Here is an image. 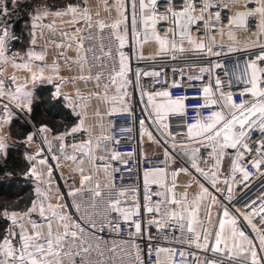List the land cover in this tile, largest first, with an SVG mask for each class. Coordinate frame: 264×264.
<instances>
[{"label":"snow or ice","instance_id":"obj_1","mask_svg":"<svg viewBox=\"0 0 264 264\" xmlns=\"http://www.w3.org/2000/svg\"><path fill=\"white\" fill-rule=\"evenodd\" d=\"M102 2L108 17L102 16L99 8L93 11L87 0H62L63 7L59 8L47 3L34 7L28 13L29 47L21 55L9 53L8 49L9 42L14 39L9 31L8 3L15 9L19 0H0V107L4 110L0 115L8 113L13 102L21 111L32 112L33 91L20 85L15 74L5 77L8 67L26 70L33 84L59 81L54 87L53 100H73L78 108L85 107L81 103L85 99L105 105L103 112L99 108L95 112L100 124L86 126L87 117L76 113L80 117L78 123L53 136L64 159L77 165L78 180L74 176L70 179L79 186L71 187L67 192L70 203H65L58 187L52 186V166L47 165V160L38 161L41 166L47 165L46 169L32 165L25 173L26 177L31 176L47 187L44 191L39 187L36 189L37 200L27 210L0 212V216L12 225L0 239V264H144L136 238L153 239L150 234L145 237L144 212L149 216L147 223L162 231L177 224L182 233L186 229L190 235L182 238L180 243L227 256L237 264H264V197L259 198V204L255 200L246 204V212L230 210L225 203L234 199L235 187H246V182L253 176L245 163L256 174L264 175V43L259 42V36L264 35V0H243V10H239L241 0H229L224 4L225 8L229 5L238 7L227 21V35L231 41L227 45L216 40L217 35L223 37L225 34L222 26L217 27L221 21L220 12L212 11L219 0H162L163 11L157 8L161 0ZM249 18L255 20L256 39L242 45L235 31L247 30ZM161 22L170 25L163 29V34L156 27ZM104 30H107L110 43L100 45L98 52L92 42L96 34ZM130 30H135L139 60L165 56L176 60L186 51L197 52L208 59L259 48L260 52L236 77L245 85L239 92L243 98L237 101L231 91L225 90L232 85L221 61L209 60V66L201 67L196 75H189L183 68L171 69V74L164 76L162 71L133 69L130 57L124 51ZM193 30L199 35H194ZM149 42L155 43L157 48L154 54L145 56L143 48ZM50 46L57 52L53 62L48 64ZM69 51H74L75 56H69ZM60 61H64L63 68L69 73H73L75 66V74L62 76ZM46 70L52 74L45 76ZM216 70H220V75ZM205 74L209 81L198 89L200 95L173 97L171 89H181L182 81H203ZM145 77L151 78L152 90L145 91L140 85L147 115L139 120V124L148 139L160 147L163 167L153 164L143 171L145 192L141 198L135 186L121 184L117 187L120 181L115 173L120 172V168H113L112 162H119L127 169L128 158L133 153H121L112 147L119 145L120 140L106 134L102 121L105 116L112 115H126L135 121L129 88L133 81L139 83ZM6 81L10 82L7 90ZM64 84L91 85V88L85 96L79 87L70 93L63 92L61 85ZM161 84L164 89L156 90L155 85ZM189 87L195 85L189 84ZM188 99L199 101L191 109L196 115L191 118L192 122L182 125L184 132L173 134L169 117H187ZM202 112L207 114L202 115ZM146 120L152 121L162 139L153 135ZM97 127L100 131L94 135L93 130ZM39 132L47 133L51 129L42 126ZM79 133H84L86 138L78 143L67 139ZM33 135L35 133L27 135L26 143L32 142ZM44 140L47 141L46 136ZM47 142L51 144V141ZM6 147L5 137L0 136V154H4ZM41 151L43 149L28 159L35 160ZM53 159L59 158L54 156ZM225 159L227 167L223 165ZM85 160L90 165L87 172ZM101 173L105 181L103 188ZM125 175L127 173L120 174L121 181ZM181 175L187 177L183 185L178 183ZM153 185L157 191H153ZM181 186L184 190L178 192ZM192 188L195 191L190 193ZM85 193H89L87 199ZM142 199H146V205ZM52 200L58 202L52 203ZM213 207L217 208L218 218L210 230L206 224L211 222ZM202 210L203 219L200 218ZM33 214L38 220L32 218ZM253 214L258 217L256 222L251 219ZM240 218L245 219L258 235L247 234L239 225ZM105 234H114L120 238V243L106 239ZM161 253L168 254V264H175L176 252L164 248L155 249L156 264H161ZM144 255L150 256L152 251ZM193 255V264H201L199 256ZM179 256L183 264L187 253L180 251ZM205 264H222V261L206 259Z\"/></svg>","mask_w":264,"mask_h":264},{"label":"built area","instance_id":"obj_2","mask_svg":"<svg viewBox=\"0 0 264 264\" xmlns=\"http://www.w3.org/2000/svg\"><path fill=\"white\" fill-rule=\"evenodd\" d=\"M109 4L112 3V0H108ZM161 3H158L157 8L160 11H163V8L161 7ZM229 3V0H219L218 6L212 11H219L221 14V21L220 24L217 25V27H223L224 28V35L221 37L220 35L216 36L217 42H223L225 45L230 44L231 41L229 40V37L227 35L228 32V26L227 21L232 17V15L238 10V7H233L229 5L228 8L224 7V4ZM252 5H249L251 7ZM173 7H175V4H173ZM138 8V5H137ZM239 10H243V0H241V4L239 6ZM108 13L102 14L104 17H108ZM115 14L113 13V16ZM138 27L139 20H138ZM170 27V25H165L163 22L157 24V31H160L161 34H163V29L165 27ZM256 23L253 18H249L248 23V29L247 30H236L235 35L237 40L240 42V44H245L252 42L256 39L253 29L256 28ZM194 35H199L198 33L193 30ZM251 35L254 38L251 39ZM203 39V37H201ZM264 41V35L259 36V42ZM97 46V51L99 52V46L105 45L107 46L110 41L107 36V30H104L103 33H97L96 39L93 41ZM264 43V42H263ZM124 51L129 55L131 60V65L133 69L138 70H145V71H162V76L165 74H171V69H179L183 68L186 73L189 75H196L199 73V69L201 67H208L209 66V60L210 61H221L225 64L227 71H228V79L231 80V88L225 89L226 91H231L235 99L237 101L241 100L243 97L239 95L240 90L245 87L243 82L241 80H238L236 77L241 75L245 67L248 63V61L255 57L256 54L260 52V49L257 47L249 48L247 51H236L233 53H230L227 56L224 57H209L208 59H205L202 55H200L197 52L194 51H186L183 54H179L178 58L176 60H171L169 57H156L152 60H139L136 58L137 56V43H136V37H135V30H130L127 46L125 47ZM154 54V53H152ZM151 54V55H152ZM216 74L220 75V70H216ZM171 78L175 79L177 77L172 76ZM186 79V78H185ZM150 80L151 78L145 77L142 78V80L137 83L133 81V85L129 88V92L131 95V103L132 108L135 113V121L126 115H112L108 117V124L110 127V133L109 135L114 136V138L120 140L119 145H112L116 150H118L121 153H128L131 152L133 155L128 158L129 163L127 169L124 168L119 164V162H112L113 168L119 167L120 172L115 173L117 181H120V183L117 184V187L124 186V187H137L138 194L143 198V194L145 192V185L143 181V171L146 170L148 167H151L153 164L163 167L161 164L162 160V152L160 147L157 144L152 143L151 141H148L151 144H154L158 147L161 153L158 154H150L146 155L144 151V133L145 129L140 126L139 120H142L145 118L147 113L144 111L145 103L144 99L141 98L140 95V85L142 84L145 88V91H151L152 87L150 86ZM209 81V77L207 74L204 76L203 81H189L187 83L181 82L183 84V87L181 89H171L173 97L176 96H187V97H194L198 96L201 93L198 91L199 88H201L204 84H206ZM189 84L195 85V87H189ZM164 85H155L156 90H163ZM189 111L187 114V117H181L178 115H173L169 117V122L172 126V132L173 134L177 132H184L185 129L182 127L185 123L192 122L193 117H195L196 113L191 111L192 107L199 103L197 100L188 99L186 101ZM202 115H206V112H202ZM145 124L149 126V130L153 131V135L160 137L159 132L155 129L154 124L150 120H146ZM131 129L130 132L124 131V129ZM84 133H79L74 135L73 137L67 138L68 140H71L72 142L78 143L82 139H85ZM179 139V137H178ZM169 143H171L169 141ZM45 147V148H44ZM44 159L47 160V165L52 166V172L56 174V176L59 179L63 194L65 196V199L67 200V203L71 202V197L67 195V192L71 189V187L79 186L77 184H73L72 180L70 179L71 172L68 166H66L63 163H60L57 159H53L54 154L46 148L44 144H42ZM204 150L202 149V152ZM181 160H183L182 157H180ZM47 165L43 166L45 169L47 168ZM59 165V167H57ZM175 167V165H173ZM245 166L248 168L250 172H253V176L250 178L248 182H246L247 186H240L235 187L234 189V199L231 202L225 201V203L228 205L230 210L238 209L240 212H246L248 209H246L245 205L250 204L253 200L257 201V204H259L260 200L259 198L264 197V175H259L255 173V170L245 163ZM131 170V171H129ZM121 173H127V175L124 176L123 180L121 181L120 174ZM179 178H182L183 181L180 182ZM187 179L186 176L181 175L178 177V183L183 185V182ZM239 179V177H238ZM103 188V186H102ZM153 191H157L156 186H152ZM184 188L181 186L177 189L178 192H182ZM89 193H85V199H87ZM155 199V197H154ZM141 202L143 204H147L146 199H142ZM255 206V205H254ZM71 211H74L70 209ZM144 219H145V237H147L149 234L153 237V239L148 240L144 237H137L136 238V244L139 245V248L141 249V259L144 261V264H156L157 257L155 255V249L157 248H164V249H172L176 252V255L174 257L175 264H182L181 258L179 256L180 251H184L187 253V260L183 262V264H193L194 262V255L198 256L199 253H203L205 255V261L207 260H215L217 262H221L222 264H237L236 260L230 259L227 256H222L219 254H212V252H203L202 249H196L194 246L188 245L187 243H180V240L182 238H186L187 235H190L186 232V229L184 232H181L180 226L177 224L171 229L161 230L158 227L154 225H150L147 223L148 221V213L144 212ZM251 219L253 222H256L258 217L253 214L251 216ZM239 225L240 227L250 236H257L258 234L256 232H253L251 229V226L247 224L246 220L243 218L239 219ZM259 226V225H258ZM121 235H125L122 233ZM175 237V238H173ZM106 239H114L117 243H120V238L116 237L114 234H105ZM34 244L35 241H32ZM149 250L152 251V255L146 256L144 255L145 252H148Z\"/></svg>","mask_w":264,"mask_h":264},{"label":"trees","instance_id":"obj_3","mask_svg":"<svg viewBox=\"0 0 264 264\" xmlns=\"http://www.w3.org/2000/svg\"><path fill=\"white\" fill-rule=\"evenodd\" d=\"M41 3L53 7H63L62 0H19L18 7L9 9V31L13 37L20 39L16 43V51H26L29 47V17L28 13ZM53 86H38L34 90L32 112L13 119L9 128V139L12 144L7 149V157L0 160V212L3 210L23 212L35 199V180L25 176L30 168L26 158L27 148L23 141L27 135L36 133L42 126L51 129L53 135H58L75 126L79 118L69 108L66 100H53ZM10 173V176L5 175ZM11 222L0 216V239H2Z\"/></svg>","mask_w":264,"mask_h":264},{"label":"crops","instance_id":"obj_4","mask_svg":"<svg viewBox=\"0 0 264 264\" xmlns=\"http://www.w3.org/2000/svg\"><path fill=\"white\" fill-rule=\"evenodd\" d=\"M87 3L89 5V7L92 8L93 11H95L97 8H99L100 11H101V15L107 13V12L103 11V2H102V0H87ZM147 14L148 13L146 12L145 15H147ZM19 41H20V39H17V38L14 37V39H12L9 42V45H8L9 53L19 52L21 55L24 54V51H22V52L21 51H16V49H15L16 48V43H18ZM39 43L43 44V41H40ZM185 47H187V45H185ZM156 48H157V46L153 42L145 44L144 48H143V54L145 56H149L152 53H155ZM56 52H57V50L55 48H53L51 46L49 47V54H48L46 63L51 64L53 62V60L55 59V53ZM68 55L69 56H75V52L74 51H69ZM136 58H137V56H136ZM60 64H61V72H60V74L62 76H68L70 74H75V66H73V73H69L68 71H66L63 68L64 61H60ZM12 74H15L17 76L18 83L20 85H26L27 89L32 90L33 93H34V90L40 85L41 86L50 85V86L55 87V85L57 83H59V81L54 79L51 83L45 81L43 83L33 84L31 79H30V74L26 70H23V69L15 70V69H13L11 67L7 68V70L4 73V76L7 77V76L12 75ZM51 74L52 73H51L50 70H46L45 71V76H48V75H51ZM9 83L10 82L6 81V90H7V85ZM77 87L81 88V90L84 93V95L87 96V93H88L89 89L91 88V85L85 86V85H82V84H76V85L64 84V85H61V90L63 92H66V93H70V92H73L75 90V88H77ZM66 102H67L69 108L72 110V112L75 115H76V113H80L81 115H84V116L87 117V119L85 120L86 126L98 125V124L101 123L99 118H97L95 116V112H96L97 108H99L101 112L104 111L105 105L102 104L101 102H99L97 100H94V99H92V100L85 99L84 101L81 102L85 106V107H82V108L75 107L76 101L66 100ZM3 112H4L3 108L0 107V113H3ZM26 113H28V112H24V111H21L20 109L16 108L14 106V102H13V104L9 108V112L8 113H4L3 115H0V136H4L5 137V143H6V145L8 147L11 146V144H12L11 140L9 139V128H10V124H11L12 120L18 118L19 115L20 116H25ZM5 116L7 118H5ZM77 117L80 118L79 116H77ZM108 117L109 116H105L103 121H102V123L104 124V129H105L106 134L110 133V127H109V124H108ZM99 131H100V129L97 127V128H95L93 130V134L96 135V134L99 133ZM45 136L47 137V141H51V144H49L47 141L44 140ZM53 136H55V135H53L51 132L40 133L39 130H37L35 135H33V140H32L31 143H26V140L23 141L24 146L28 150L27 153H26V158H27L28 162L30 163V167L32 165H36L38 169L43 167V166L38 164V161L40 159H44V154H43L42 151L40 152V155L36 157L35 160H31L30 161L28 159V157L32 156V155H35L37 151L42 149V144H44L46 146V148L49 149L54 154L55 157L59 158L57 160L60 163H63L66 166H68V168L70 169L71 175L76 177L77 180H78L79 173L75 171L77 165L73 161L64 159L63 155H61V153L58 151V142L53 140ZM148 141H150V140L148 139V137L144 133V144L143 145H144V151H145L146 155L161 153L156 145L151 144ZM8 147H6L4 154H0V160L5 161V159L7 157V148ZM182 158L184 159V157H182ZM84 167H85L86 172L90 168V165L88 164V162L86 160L84 161ZM100 178H101V186H104L105 181H104L103 173H101ZM34 180H35V178H34ZM35 182L36 183H35V199L34 200H37L36 189L39 187V188H41V191H44L46 189L47 185L41 184L39 181H36V180H35ZM51 183H52V186L54 188L58 187L59 192L62 195H64L63 191H62V188H61V185H60V182H59V179L56 176V174H54L53 172H52V181H51ZM194 191H195V188L189 189L190 193L194 192ZM51 202L52 203H57L58 201L52 200ZM64 202L67 203V200L65 199V196H64ZM69 211H71V210L69 209ZM211 213H212L211 222L206 224V226L210 230L212 229V226L215 225V222H216V220L218 218L217 217V208L213 207L212 210H211ZM32 218L38 220V217L36 216V214H33ZM200 218L201 219L204 218L203 210L201 211ZM10 228H12V225H11ZM29 231H31V229H29ZM202 251L203 252H210V251H204L203 249H202ZM212 254H214V253H212ZM198 256H199L201 264H205V255L203 253H199ZM160 261H161V264H168V254L167 253H161L160 254Z\"/></svg>","mask_w":264,"mask_h":264},{"label":"rangeland","instance_id":"obj_5","mask_svg":"<svg viewBox=\"0 0 264 264\" xmlns=\"http://www.w3.org/2000/svg\"><path fill=\"white\" fill-rule=\"evenodd\" d=\"M264 41L260 42V43H263ZM150 43V42H149ZM8 147V146H7ZM185 159V158H184ZM228 165V161L226 160L225 163H224V167H227Z\"/></svg>","mask_w":264,"mask_h":264},{"label":"bare ground","instance_id":"obj_6","mask_svg":"<svg viewBox=\"0 0 264 264\" xmlns=\"http://www.w3.org/2000/svg\"><path fill=\"white\" fill-rule=\"evenodd\" d=\"M251 39H252V40L254 39V38L252 37V35H251ZM9 147H10V146H9ZM9 147H8V148H9ZM8 148H7V149H8ZM179 180H180V182H182V181H183V179H182V178H179Z\"/></svg>","mask_w":264,"mask_h":264},{"label":"water","instance_id":"obj_7","mask_svg":"<svg viewBox=\"0 0 264 264\" xmlns=\"http://www.w3.org/2000/svg\"><path fill=\"white\" fill-rule=\"evenodd\" d=\"M229 151H234V150H229ZM227 159H225L224 161H223V165H224V163H225V161H226ZM4 162V161H3Z\"/></svg>","mask_w":264,"mask_h":264}]
</instances>
